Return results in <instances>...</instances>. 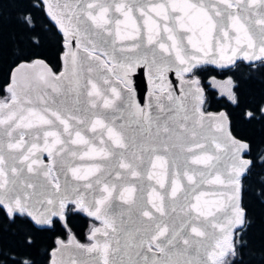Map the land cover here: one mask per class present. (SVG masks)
I'll list each match as a JSON object with an SVG mask.
<instances>
[{"label": "snow or ice", "instance_id": "1", "mask_svg": "<svg viewBox=\"0 0 264 264\" xmlns=\"http://www.w3.org/2000/svg\"><path fill=\"white\" fill-rule=\"evenodd\" d=\"M44 2L47 4L48 0ZM76 3L77 10L70 17L53 11L51 4H48V15L65 38L72 31V38L80 37L83 41L82 52L70 49L65 57L73 70L86 73L84 83H79V71L73 88V81L65 86L63 74L53 75L43 61L21 63L7 86L10 98L0 101V211L9 219L19 215L30 218L35 225L47 227H55L57 220L66 223L67 215L73 210L97 219L104 217L113 235L124 233L123 255L127 258L113 259L111 264H207L206 260L194 257L207 253L209 248L214 249V264H233L229 257L236 255L235 245L227 242V233L245 224V209L240 203L241 179L254 163L244 158L250 154L251 145L233 138L230 133L224 136L222 125L213 130L212 125L206 126L199 119L203 116L198 107L203 103V90L198 87L200 82L194 70L202 64L227 67L237 59L249 62L250 67L257 61L264 65V0H184L180 3L176 0H76ZM61 15L68 24L59 18ZM23 19L30 23L28 17ZM73 21L74 29L70 27ZM190 21L196 23L203 39H193L195 30L188 26ZM81 33L84 35L80 36ZM100 47L114 61L111 67L100 62L95 54ZM40 65L45 72L35 77L28 75ZM140 66L152 74L175 69L183 85L184 101H191L192 108L189 110L186 103H177L169 91L166 95L170 103L166 105L160 103L162 97H153L156 114L152 115L134 101L131 88L125 91L113 86V75L127 85L129 74ZM185 74H192V78L186 80ZM35 89L45 94L34 101ZM69 93L73 97L71 103ZM181 110L184 115L177 119L174 113ZM260 111L264 112V108ZM247 116L253 117V112L249 111ZM220 117L223 119L224 114ZM49 139L53 146H58L55 152L48 147ZM33 140L43 141V150L59 157L63 188L59 183L52 185L47 181V166L40 170L45 173L44 179L39 177V172L29 175L33 172V164L29 162L33 149L39 151ZM157 152L171 157L167 170L170 213L163 203L157 206L144 199V182L156 179L147 168ZM84 157L89 158L91 167L88 174L81 175L75 165ZM222 157L228 159L224 179L221 178ZM185 177L188 186L181 191L177 178ZM225 179L231 195L226 206L217 209L219 215L201 209L202 192L193 202V195L205 182L211 186L223 185ZM126 184H138L140 195L125 201L126 208L114 206L113 193ZM156 184L164 189L165 197L160 199L165 201L168 189L159 179ZM148 203L159 215L148 208ZM177 206L180 213L176 212ZM125 218L129 222L127 226ZM99 231L94 230L93 239H99L95 235ZM220 235L224 236L223 241L217 239ZM153 242L159 256L156 253L149 256L144 250L150 249ZM57 243L63 245L62 241ZM78 247L99 255L108 246L105 244L102 249L99 243H94ZM119 250L118 242L113 251L120 254ZM23 264L31 262L23 261ZM104 264H110L109 259H104Z\"/></svg>", "mask_w": 264, "mask_h": 264}, {"label": "trees", "instance_id": "2", "mask_svg": "<svg viewBox=\"0 0 264 264\" xmlns=\"http://www.w3.org/2000/svg\"><path fill=\"white\" fill-rule=\"evenodd\" d=\"M62 41L40 0H0V100L8 98L5 86L10 71L22 60L42 58L57 72L61 67ZM194 76L204 89L201 108H223L231 133L251 145L247 156L254 163L241 179L245 224L233 231L236 255L229 260L233 264H264V112L260 111L264 108V65L257 61L250 67L249 63L237 61L230 68L217 69L205 64L194 70ZM212 76L232 80L233 100L218 95L209 86L207 79ZM249 111L253 117L247 116ZM96 223L82 211L73 210L66 223L57 220L55 227H36L27 217L9 219L0 211V264H5V258L6 264H48L56 238L65 239L72 232L79 241L87 242L86 233Z\"/></svg>", "mask_w": 264, "mask_h": 264}, {"label": "water", "instance_id": "3", "mask_svg": "<svg viewBox=\"0 0 264 264\" xmlns=\"http://www.w3.org/2000/svg\"><path fill=\"white\" fill-rule=\"evenodd\" d=\"M43 9L45 12L46 17L49 19V21L56 27L57 31L62 36V45L63 50L60 54V63L61 67L60 69L55 72L51 69L49 64L42 58L36 57L31 60H22L15 64L11 71L9 76V82L5 86V91L7 92V86L11 82V77L14 72V70L17 68V66L21 63H29L31 64L32 61L40 60L43 61L44 65H47V68L51 69V72L53 75L59 77L63 74L64 76V85L67 86L69 81H73L72 87H75V80H76V73L79 71L80 78L79 83L83 84L84 79L83 77L86 75L83 71H80L79 69L73 70L69 63L66 62L65 54L71 49L72 51L82 52L84 44L83 41L80 39V37L72 38L73 32L69 31V37L65 38L63 32L60 30L59 26L56 25V23L51 19V17L48 15V4H51L53 6V11L59 12V13H67L68 16H72L73 12L77 10V3L76 0H48V3L46 4L44 0H40ZM176 2H184V0H176ZM189 2H192V0H189ZM64 5H69V7H64ZM138 15V13L134 14ZM59 18L64 19L65 23L68 24V20L65 18L64 15H61ZM121 20H123V17H121ZM163 25H161L162 27ZM189 27H192L195 30V36H193V39H203L202 36H200V31L197 28V25L195 22L190 21L188 24ZM72 29L76 27L75 21H73L70 25ZM121 31L124 32L125 28L123 25H121ZM84 34L81 33L80 36H83ZM191 35V33H189ZM79 42L80 47L77 48V43ZM187 42V36H185V43ZM168 43H171L170 41ZM231 43L234 45L235 43V37H232ZM190 47V46H189ZM105 49L103 47L97 48L95 51V54L99 57L100 62H106L108 67H111L114 61H112L111 57L109 55H105ZM237 61H242L245 63H249L244 60L237 59ZM235 62V63H236ZM205 65V64H202ZM209 66H212L217 69H227L230 68L233 65H228L227 67H219L215 64H207ZM103 67V64H102ZM46 69L40 65L35 68V71H29L28 75L35 77L37 74L41 72H45ZM184 78L191 79L192 76H189V74H185ZM197 79V77H195ZM113 86H118L119 88L125 89V91L128 88L132 89V95L134 98V101L138 103L142 108L145 109L146 112L151 113L152 115L156 114V102L153 99V97H162L160 103L162 105H166L170 103L167 99L166 93L171 91V95L177 98V103H186L187 108L190 110L192 108L191 101H184L183 93L181 89L183 88V85L180 82V78L177 77L175 69H171L168 71H163L160 73L152 74L149 72V70L143 66L137 67L134 72H131L128 76V84H121L120 81L117 79L116 76H112L111 78ZM95 82V81H94ZM203 92H202V99L204 95V89L202 85H198ZM8 98L0 101H7L10 98V94L7 92ZM44 91L41 89H35L33 91L32 99L35 101L38 99V97L44 95ZM50 95V93H48ZM72 93H69L68 101L71 103L72 100ZM151 104L152 107L149 108L148 105ZM200 112L203 113L202 117H199V119L202 120V122L207 125H212L213 130H216L219 126L222 125V131L224 136H227L229 133L233 138L245 141L243 139H240L233 135L229 129V119L227 117V114L223 108L217 110V111H204L201 108V105L198 106ZM224 114V118L221 119L220 114ZM174 115H177V119L181 118L184 115V112L181 110L180 113ZM165 118H167L165 116ZM25 139H29V137H25ZM33 143H37V148L39 151H37L36 148L33 149V157L32 160L29 162L33 164V172L29 173L31 176H35L37 172H39V177L41 179L45 178L44 171H40L41 169H44L45 166H47V181L55 185L59 183L61 185V188L64 186V175L60 170V160L59 157L56 155L50 156L47 151H44V143L43 141L37 142L33 140ZM30 146V145H29ZM48 147L52 148L53 152L56 151V147L53 146L51 139L48 141ZM160 156L161 159H157L156 157ZM245 159H251L247 154L244 157ZM171 159L170 156H165L162 152H157L155 155L152 156V165H148L147 170L153 174V176L156 179H153L151 181H145L144 187V199L145 201L151 200L154 202L157 206H161L162 203L166 207L167 211L170 213L171 208L168 206L167 201L171 199V189L169 187L170 184V178L167 174V170L169 168L168 161ZM154 165V167H153ZM77 168H79L81 175L88 174L89 168L91 167V163L89 161L88 157H84L83 160H78V162L75 165ZM228 166V159L227 157H222V168H221V178L224 179L226 173L224 172V168ZM194 167H203V166H194ZM175 171V169H173ZM191 174V173H189ZM69 178H71V174L69 173ZM214 177H210L212 179ZM159 179L164 182L165 188L168 189L167 197L165 201H161L160 197H165V191L164 189H160L159 186L156 184V180ZM198 179V176H197ZM177 182L181 185V191L184 187L188 186L187 178L185 177L183 180H180L177 178ZM150 185V186H149ZM153 188H155V194H153ZM129 189V190H125ZM203 193V195H200V193ZM113 195L115 196V200L113 201L114 206H119L126 208L127 204L125 201L130 202L133 199H136L140 192L138 191V184H126L123 187L119 188V192H114ZM180 195V193H178ZM200 195V207L205 212L211 210L212 212L219 215V212H217V209L221 208L222 206H226L227 204V197L231 195V192L228 190L227 180H224L223 185H215L211 186L207 182H205L200 189L193 195L192 199L193 202H195V196ZM241 203V200H240ZM148 208L153 211L154 214L159 215L158 213H155V209L152 208L151 203H148ZM39 208L40 206L37 205ZM176 212L180 213V208L177 206ZM82 213L97 221V224L92 225L88 232L86 233V239L88 242H82L79 241L72 232H68L67 237L65 239L56 238L55 239V245L50 250L49 253V260L48 264H96V260H99V264H104V259H109L110 264L113 259L119 261L123 257V259H126L127 257L123 255L124 249H123V241H124V233L118 232L117 234L113 235L111 233V228L106 227L104 223V217H101L100 219H97L95 217L89 216L86 212ZM30 219V218H29ZM32 222V221H31ZM62 223H65L64 221H61ZM34 224V222H32ZM128 221L125 218V226L128 225ZM226 224V220L224 221ZM35 225V224H34ZM36 227H44V226H38ZM242 226H237L230 230L227 233V242L232 244L233 240V231L237 228H240ZM95 229H100L99 232H96L95 235L99 239H93V232ZM219 232V229H217ZM105 232H108L109 235L106 237ZM162 240L163 237H160ZM220 241L224 240V236L220 235L217 237ZM57 241H62L63 245L57 243ZM120 244V254L114 253V249L117 247V243ZM94 243H99L103 249V245H107V251H101L99 255L95 252L88 253L84 249H81L78 247V245H83L85 247H89ZM155 243L153 242V246L148 249L147 247L144 249L149 256H151L153 253H156L157 256L160 255L158 252V249L155 247ZM213 244H215V241H213ZM195 259H202L206 260L207 264H214V261L216 260V256L214 255V249L209 248L207 253H202L201 256L194 257Z\"/></svg>", "mask_w": 264, "mask_h": 264}, {"label": "rangeland", "instance_id": "4", "mask_svg": "<svg viewBox=\"0 0 264 264\" xmlns=\"http://www.w3.org/2000/svg\"><path fill=\"white\" fill-rule=\"evenodd\" d=\"M229 81H231V83H229ZM207 82L209 86L212 87L218 95L224 96L229 100H233L234 98L233 83L229 77L225 76L219 78L212 76L207 79Z\"/></svg>", "mask_w": 264, "mask_h": 264}, {"label": "flooded vegetation", "instance_id": "5", "mask_svg": "<svg viewBox=\"0 0 264 264\" xmlns=\"http://www.w3.org/2000/svg\"><path fill=\"white\" fill-rule=\"evenodd\" d=\"M97 224V223H96ZM95 225V224H94Z\"/></svg>", "mask_w": 264, "mask_h": 264}]
</instances>
